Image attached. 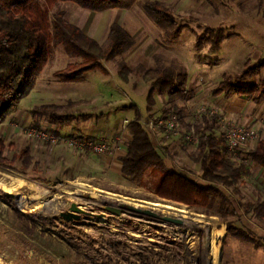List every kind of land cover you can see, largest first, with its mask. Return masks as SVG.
I'll return each instance as SVG.
<instances>
[{"label":"rangeland","instance_id":"374dc122","mask_svg":"<svg viewBox=\"0 0 264 264\" xmlns=\"http://www.w3.org/2000/svg\"><path fill=\"white\" fill-rule=\"evenodd\" d=\"M151 1L138 0L131 9L104 12L71 2L50 9L53 24L71 22L104 47L115 23L132 34L135 44L115 59L103 61L109 74L90 72L84 83H65L54 77L56 70L78 60L55 47L30 94L0 123V155L7 159L0 157V264H264V221L253 212L264 202V168L249 155L264 141V99L256 103L241 95L213 94L225 73L237 76L248 62L255 66L264 61V0H156L174 14L173 26L151 17L145 10ZM210 30L224 33L218 51L212 49ZM122 63L132 69L127 82L118 75ZM153 67L187 71V90L175 101L183 111L174 110L182 123L196 125L203 115L215 113L218 121H235L259 131L260 138L232 152L246 170L238 192L219 186L229 197L228 205L220 198L211 207L165 199L149 187V178L141 182L120 172L119 158L131 137L128 124L136 112L146 127L147 121L170 108L166 94L156 92L153 106L147 102L151 84L143 80V73ZM263 75L264 69L260 75L245 78L244 86L259 84ZM70 99L78 104L68 107ZM45 103L60 104L62 112L78 119L60 124L31 113L34 106ZM132 105L135 108L128 112L123 109ZM17 109L20 114L16 116ZM23 126L104 137L112 151L97 154L48 143L29 136ZM220 134L218 130L216 135ZM156 147L168 169L202 185L210 184L201 178L200 164L192 159L196 145L181 135H171L158 137ZM24 148L30 151V163L21 158ZM74 203L87 213H79L81 219L67 220L62 213ZM138 210H150L157 216ZM228 223L250 230L262 238L261 244L232 235ZM222 228L224 234H220Z\"/></svg>","mask_w":264,"mask_h":264},{"label":"trees","instance_id":"16d2710c","mask_svg":"<svg viewBox=\"0 0 264 264\" xmlns=\"http://www.w3.org/2000/svg\"><path fill=\"white\" fill-rule=\"evenodd\" d=\"M60 2H71L89 11L104 12L111 9H131L138 0H0V123L12 114L21 98L30 94L36 79L52 59L55 47H62L69 56L78 60L56 70L54 77L61 82L78 83L83 82L86 75L93 71L109 74L103 61L115 59L135 44L132 34L118 23L112 25L106 47L71 22L58 20L53 24L50 9ZM145 10L159 24L173 26L176 23L172 11L159 1L148 2ZM210 32L211 37H214L212 49L218 51L224 33L222 30ZM201 40L202 37H198L199 46ZM263 69L264 61L255 66L248 62L237 76L225 73L213 94L223 95L225 98L241 95L258 103L264 99V75L259 84H252L250 87H245L243 80L260 75ZM131 73L132 69L122 63L118 71L119 78L127 82ZM143 80L151 84L147 96L149 106L155 105L154 94L158 92L166 94L170 103V108L163 115L174 110L181 114L183 109L175 101L187 90L188 73L184 68H148L143 73ZM77 104L78 102L70 99L67 106L74 107ZM130 107L135 108V105ZM63 108L60 104L45 103L34 106L31 113L35 116H47L50 121L60 124L70 123L78 118L74 114L62 112ZM136 113V118L128 124L132 139L128 143L126 155L120 158L123 175L141 182L147 177L150 180L149 187L156 194L190 206L211 207L218 198L224 206L229 204V197L219 186L238 192V185L246 168L243 163L236 162L234 154L226 146L223 134L216 135L220 130L217 115H204L195 125L199 143L192 159L200 164L201 178L210 183L202 185L195 179L167 168L150 132L141 121V114L138 111ZM183 123L189 127V124ZM0 145L2 147L1 141ZM20 154L27 163L32 161L28 148L21 150ZM249 155L256 164L264 168V141L261 140L252 148ZM0 157L7 160L2 154ZM253 212L258 219L264 221V202L254 207ZM223 218L226 216L223 215ZM228 231L258 246L261 244L262 238L253 235L243 226L237 228L228 223ZM224 233L222 228L220 234ZM222 264H226V261Z\"/></svg>","mask_w":264,"mask_h":264},{"label":"built area","instance_id":"2783aa9c","mask_svg":"<svg viewBox=\"0 0 264 264\" xmlns=\"http://www.w3.org/2000/svg\"><path fill=\"white\" fill-rule=\"evenodd\" d=\"M212 115L217 114L213 113ZM218 122L226 146L231 152H235L249 142L260 138L259 131L252 127L229 120H219ZM146 128L152 134H163L166 139L170 138L171 135H181L187 143L196 146L199 143V135L196 132L195 124H189V127H185L181 122L180 115L175 111L150 119L146 122ZM23 130L29 136L38 140L47 141L48 143H64L79 151L97 154H106L112 151L111 143L104 137L77 133L64 135L33 126H23Z\"/></svg>","mask_w":264,"mask_h":264},{"label":"water","instance_id":"95a60500","mask_svg":"<svg viewBox=\"0 0 264 264\" xmlns=\"http://www.w3.org/2000/svg\"><path fill=\"white\" fill-rule=\"evenodd\" d=\"M140 213H144L147 215H153V216H157L156 213L150 211V210H138ZM79 213H87L82 207L78 206L77 203H74L73 206L71 207V210H68L66 212L62 213V216L67 219V220H73V219H81L82 215ZM165 220L167 221H171V222H177V223H181V220L179 219H174L171 217H163Z\"/></svg>","mask_w":264,"mask_h":264},{"label":"crops","instance_id":"0c3cea01","mask_svg":"<svg viewBox=\"0 0 264 264\" xmlns=\"http://www.w3.org/2000/svg\"><path fill=\"white\" fill-rule=\"evenodd\" d=\"M89 74V73H88ZM87 74V75H88ZM86 75V76H87ZM86 79V78H85ZM61 82V81H60ZM85 82V80L83 81V83ZM65 83H73V82H65ZM78 83H80V82H78ZM257 103V102H256ZM124 110H126V112H128L129 110H131V107L130 106H126V107H124L123 108ZM18 114H20V109H17V114H15L16 116L18 115ZM136 118V117H135ZM134 118V119H135ZM78 119V118H77ZM133 119V120H134ZM131 122V121H130ZM129 122V123H130ZM183 125H184V123H183ZM185 126V125H184ZM187 127V126H186ZM157 137L156 138H152L153 139V142H154V144L156 145L157 144V140H158V137H161V138H163V139H165L164 138V135L163 134H155ZM130 139H129V141H131V139H132V135L130 134ZM179 136V135H178ZM126 153H127V150L124 152V153H122L121 154V156H120V158L122 157V156H124V155H126ZM119 158V159H120ZM119 162H120V164H119V167H120V172L122 173V162H121V160H119Z\"/></svg>","mask_w":264,"mask_h":264},{"label":"bare ground","instance_id":"6f19581e","mask_svg":"<svg viewBox=\"0 0 264 264\" xmlns=\"http://www.w3.org/2000/svg\"><path fill=\"white\" fill-rule=\"evenodd\" d=\"M25 181V180H24ZM26 182V181H25ZM12 184V182H11ZM10 184V185H11ZM4 185V184H3ZM24 185V184H23ZM11 187L10 186H5V191H10ZM109 199V198H108ZM150 204H153L157 207H161V208H165V209H173V210H177L178 212H181L183 213L184 215L187 213L188 215V211L186 209H180V208H176L172 205H169V204H164V203H153V202H149ZM211 243V242H210ZM210 248V247H209ZM214 249H215V246H214ZM211 252V251H210ZM211 255V253H209Z\"/></svg>","mask_w":264,"mask_h":264}]
</instances>
